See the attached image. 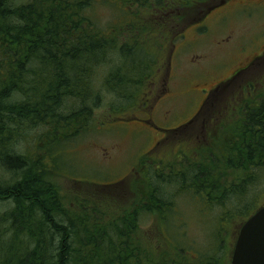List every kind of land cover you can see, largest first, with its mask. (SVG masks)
<instances>
[{
    "label": "trees",
    "instance_id": "trees-1",
    "mask_svg": "<svg viewBox=\"0 0 264 264\" xmlns=\"http://www.w3.org/2000/svg\"><path fill=\"white\" fill-rule=\"evenodd\" d=\"M13 1L0 0V164L18 174V180L0 182V200L13 204L12 211L2 218L5 223L0 222L13 234L4 239L0 232V264H222L212 254L191 260L178 248L174 254L162 251L151 259L140 246L136 223L147 215H159L160 223L170 230L176 220L172 212L175 198L191 192L211 207L230 206L226 220L242 213L236 215L242 218L241 226L264 207L256 204L264 181V95L252 100L254 83L244 88L242 97L241 92L234 95L237 105L231 109L239 120L228 127L219 126L218 147L198 150L196 156L181 154L178 161L161 166L145 201L132 212L129 209L121 212L118 220H107L103 211L104 218L98 219L101 205L88 201L79 202L81 212H74L49 179L58 172L54 163L44 164L50 146L58 141L73 142L69 134L78 135L77 139L88 132L102 96H116L114 112L144 103L147 92L143 88L156 75V62L147 60L151 53L145 43L156 44L164 31L169 45L175 34L181 38V29L172 34V25H181L186 8L172 5L170 10L160 0L152 4L148 0H30L13 8ZM179 2L182 6L191 3ZM98 5L115 7L118 23L101 26L103 22L90 14ZM149 12L155 21L144 19ZM12 18L17 27L11 25ZM111 53L120 62L114 65ZM36 63L38 70L31 68ZM223 91L216 93L211 109L201 110L192 129L205 127L216 114L223 117L229 113V106L220 101ZM4 93L27 100L7 107L1 104ZM209 109L215 111L205 120ZM31 118L51 126L46 139H41L45 147L33 155H11L6 146L15 133L8 125ZM145 179L148 182V177ZM166 187L177 189L170 196L163 193Z\"/></svg>",
    "mask_w": 264,
    "mask_h": 264
},
{
    "label": "rangeland",
    "instance_id": "rangeland-1",
    "mask_svg": "<svg viewBox=\"0 0 264 264\" xmlns=\"http://www.w3.org/2000/svg\"><path fill=\"white\" fill-rule=\"evenodd\" d=\"M148 1L152 4L159 0ZM160 1L170 10L186 8L183 10L186 16L181 25H172V34L181 29L179 34L184 36L181 43H184L185 48L172 56L171 42L177 34L170 38L169 45L164 36L165 31L161 39L158 37L156 44H152V41L145 43L151 53L147 60L149 63L156 62V75L152 83L146 81L143 88L147 92L143 97L144 103L140 101L139 106H135L136 103L114 112L113 106L118 101L116 96H102L99 101L101 105L95 109L89 128L86 129L88 132L77 139L78 135L73 134L71 137L69 134L68 139L73 141L70 143L55 142L50 146V155L44 160V164H55L54 169L58 172L48 178L61 192L66 206L74 212H81L79 202L88 201L90 204L101 205L98 219L104 218V211L107 212V220H118L121 212L133 210L140 201H145L148 187L151 184L154 186L153 179L161 171V166L178 161L181 154L196 156L198 150L209 151L218 147L216 133L219 126L224 124L228 127L239 120V115L233 111L237 105L234 95L242 93L250 83L256 87L252 100H260L261 95H264V0H190L191 3L184 6L180 4L181 0ZM222 1L226 5L220 7V10L208 12L211 6ZM29 2L14 0L10 5L17 8ZM172 5L174 8L170 7ZM117 11L115 7L98 5L90 14L94 15L95 20L103 22L101 26L106 22L114 25L119 21ZM215 12H221L223 16H213ZM144 19L155 21L156 17L149 12ZM11 25L18 26L13 18ZM257 56L261 58L255 60ZM116 57L114 53L109 57L114 65L115 61L120 62ZM250 63L244 71L233 75L238 68H244ZM38 66L37 63L32 64L31 68L38 70ZM199 69L201 73H198ZM194 87L196 90L214 87L224 89L220 101L224 102V106H229V113L223 117L217 114L212 116L211 124L210 121L205 122L203 128L202 125H198L197 129L188 127L175 135L172 131L187 124L199 111L203 95L191 96L188 91ZM165 89L175 93L173 99L172 94L166 93L168 95L165 98L171 100L167 104L160 102L166 95L163 94ZM8 95L4 93L6 98L1 102L7 107L17 106L27 100L18 94L13 97ZM167 110L169 114H165ZM209 110L205 120L215 111ZM216 117H219L217 122L214 120ZM8 126L15 133L14 140L11 137L6 146L11 155L36 154L38 148L45 147L41 139H46L45 134L51 128L43 121L35 122L32 118L27 121L17 119L15 125ZM147 177L148 182L145 179ZM17 180L18 174L8 172L0 164V182L11 184ZM175 189L166 187L163 193L172 195ZM260 191L256 204L262 206L264 181L260 184ZM174 201L176 206L172 212L176 220L172 224L173 229H166V225L160 223L159 215L153 214L137 221L138 225L136 223L140 232L136 236L140 238V246L150 254L149 257H159L162 251L174 254L175 248H178L191 260L203 259L212 254L222 264H231L242 221L241 216L236 215L242 213L237 212L235 217L226 220L225 212L231 210L230 206L211 207L192 195V192L176 197ZM12 208V203L0 200V222L5 223L2 218ZM0 228V232H3L1 238L10 239L13 234L5 231L8 226L1 225Z\"/></svg>",
    "mask_w": 264,
    "mask_h": 264
},
{
    "label": "water",
    "instance_id": "water-1",
    "mask_svg": "<svg viewBox=\"0 0 264 264\" xmlns=\"http://www.w3.org/2000/svg\"><path fill=\"white\" fill-rule=\"evenodd\" d=\"M231 264H264V207L242 225Z\"/></svg>",
    "mask_w": 264,
    "mask_h": 264
},
{
    "label": "flooded vegetation",
    "instance_id": "flooded-vegetation-1",
    "mask_svg": "<svg viewBox=\"0 0 264 264\" xmlns=\"http://www.w3.org/2000/svg\"><path fill=\"white\" fill-rule=\"evenodd\" d=\"M226 1V0H225ZM225 1H222V2H220V3H217V4H214L213 6H211V8L208 10V12H213V11H218V10H220L219 8L220 7H222V6H224V5H226L225 3ZM215 12V14H213V16H223L222 15V13L221 12H218V13H216ZM219 14V15H218ZM222 19L223 18H221L220 19V21H222ZM184 37H181V38H174L173 39V43H172V56H174L175 54H176V52H181L184 48H185V45H184V43L182 44L181 43V40L183 39ZM180 43H181V45H180ZM225 46H223V47H218V48H224ZM186 50V49H185ZM202 58V57H201ZM261 57L260 56H257V57H255V60L256 59H260ZM252 63V62H251ZM251 63L250 64H248L247 66H245L244 68H238L234 73H233V75H236V74H238L239 72H242V71H244L247 67H249L250 65H251ZM196 66V65H195ZM168 68V67H167ZM196 72H197V70H196ZM202 71H201V69H199L198 70V73H201ZM168 76L170 75V73H169V71H168ZM198 75V74H197ZM171 78V77H170ZM236 78V77H235ZM197 85V84H196ZM196 85H195V87H196ZM195 87L193 88V90H190V91H188V93L189 94H191V96H193V95H195V94H202L203 95V97L201 98L202 100H201V103H200V105H199V107H198V110L199 111H197L196 112V115L193 117V119L191 120V121H189L187 124H183L182 126L184 127V128H196V126H197V124H198V116H199V113L201 112V110L205 107V109H206V107H208L209 105H210V103L212 102V101H215L216 99H217V96H216V92H219V91H221V86L219 87V88H211V89H209V90H207V89H199V90H196L195 89ZM167 89V88H166ZM165 89V90H166ZM219 89V90H218ZM164 93L163 94H166V93H168L169 95L170 94H172V99L175 97V93H172L170 90L168 91V90H166V91H163ZM168 94H166V95H164L161 99V101L160 102H165L166 104L167 103H169L170 101H168V99L167 98H165ZM188 104V103H187ZM189 105H191V104H189ZM203 107V108H202ZM202 108V109H201ZM170 112H169V110H167V111H165V114H169ZM196 121V122H195ZM195 122V123H194ZM192 123H194V124H192ZM182 126H180V127H182ZM194 126V127H193ZM179 129V128H178Z\"/></svg>",
    "mask_w": 264,
    "mask_h": 264
}]
</instances>
